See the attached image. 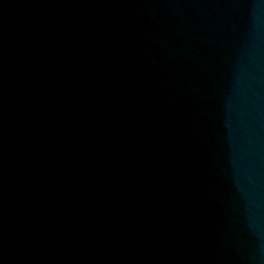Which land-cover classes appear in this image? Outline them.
I'll return each mask as SVG.
<instances>
[{
    "label": "water",
    "instance_id": "95a60500",
    "mask_svg": "<svg viewBox=\"0 0 264 264\" xmlns=\"http://www.w3.org/2000/svg\"><path fill=\"white\" fill-rule=\"evenodd\" d=\"M0 264H264V0H0Z\"/></svg>",
    "mask_w": 264,
    "mask_h": 264
}]
</instances>
